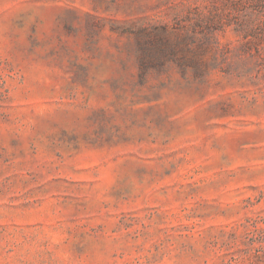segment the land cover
Instances as JSON below:
<instances>
[{"label": "rangeland", "instance_id": "374dc122", "mask_svg": "<svg viewBox=\"0 0 264 264\" xmlns=\"http://www.w3.org/2000/svg\"><path fill=\"white\" fill-rule=\"evenodd\" d=\"M0 264H264V0H0Z\"/></svg>", "mask_w": 264, "mask_h": 264}]
</instances>
